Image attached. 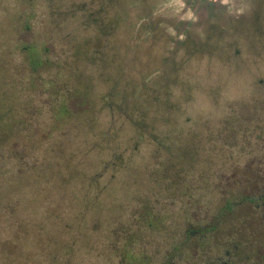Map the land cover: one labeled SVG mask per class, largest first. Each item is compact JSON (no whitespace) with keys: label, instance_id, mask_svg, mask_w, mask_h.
<instances>
[{"label":"rangeland","instance_id":"obj_1","mask_svg":"<svg viewBox=\"0 0 264 264\" xmlns=\"http://www.w3.org/2000/svg\"><path fill=\"white\" fill-rule=\"evenodd\" d=\"M174 243L264 264V0H0V264Z\"/></svg>","mask_w":264,"mask_h":264},{"label":"trees","instance_id":"obj_2","mask_svg":"<svg viewBox=\"0 0 264 264\" xmlns=\"http://www.w3.org/2000/svg\"><path fill=\"white\" fill-rule=\"evenodd\" d=\"M25 48V47H24ZM77 53H80V49L78 48L77 49ZM38 58L36 57V59H32L31 60V64L34 66V67H37L38 65L41 64V60H37ZM64 112H67L66 110H64ZM69 112H71V110H69ZM210 232L211 229H208ZM197 232V231H195ZM188 235V234H187ZM187 238H189V235L187 236ZM181 243V242H180ZM180 243H179V246H180ZM179 246L177 247V244L174 243L173 244V248L171 249V251L173 250V252H171L170 254H168L165 259L162 261L161 264H175L176 261H178L181 257H182V251L179 250ZM129 252H126L125 254H128ZM130 255V253L128 254ZM174 256V257H173ZM176 257L178 259H176ZM120 264H126L125 262V257L122 256L121 258V261H120Z\"/></svg>","mask_w":264,"mask_h":264}]
</instances>
